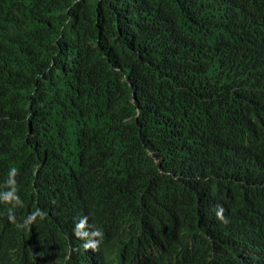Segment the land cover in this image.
I'll return each mask as SVG.
<instances>
[{"label": "trees", "instance_id": "1", "mask_svg": "<svg viewBox=\"0 0 264 264\" xmlns=\"http://www.w3.org/2000/svg\"><path fill=\"white\" fill-rule=\"evenodd\" d=\"M156 190L264 219V0H0V264L138 259Z\"/></svg>", "mask_w": 264, "mask_h": 264}, {"label": "clouds", "instance_id": "2", "mask_svg": "<svg viewBox=\"0 0 264 264\" xmlns=\"http://www.w3.org/2000/svg\"><path fill=\"white\" fill-rule=\"evenodd\" d=\"M112 171L125 177L137 174L121 164L116 165ZM112 181L114 184L121 183V190L127 192L125 187L128 184L110 178L108 183ZM156 191L158 195L148 192V200L153 209L152 222L145 232L137 233L142 242L141 252L137 254L138 259L116 247L103 249L107 253L99 260L98 257H93V252H88L85 261L80 264H101L102 260H110L109 264H193L199 258L212 259L220 264H264V219L261 215H250L247 221L235 230L220 232L214 228L215 220L222 218L218 193L207 196L193 211L185 204L174 202L171 190ZM139 202L140 198L137 197L128 206L134 207ZM109 230L114 231L116 235L122 234L129 230V223L126 222L124 227L118 230ZM79 244L68 236L56 238V262L71 264L65 260H76L78 252L72 254L73 246Z\"/></svg>", "mask_w": 264, "mask_h": 264}, {"label": "bare ground", "instance_id": "3", "mask_svg": "<svg viewBox=\"0 0 264 264\" xmlns=\"http://www.w3.org/2000/svg\"><path fill=\"white\" fill-rule=\"evenodd\" d=\"M104 215V214H103ZM102 215V216H103ZM101 216V217H102ZM92 221L93 220H84V219H82V220H80L79 222H83V226L81 227V228H79V229H77V230H75L76 231V233L78 234V235H83L85 232H86V230H87V228L90 226V224L92 223ZM94 221H96V224L99 226V228H100V230L101 231H104L103 230V228H102V226H101V224L97 221V219H95ZM54 230H56V228L55 229H53V233H54ZM52 233V234H53ZM102 237H103V234L101 233V234H99V235H97L96 237H94L93 239H89V240H85V239H78L76 242H79L80 244H86V245H88V244H93V247H94V250H100V248H99V245H100V241H99V239H102ZM111 259V258H110ZM99 260V259H98ZM110 260H108V262H109ZM108 262H106V264H108ZM70 263L71 264H74V261H70ZM76 264V263H75ZM101 264H102V261H101Z\"/></svg>", "mask_w": 264, "mask_h": 264}]
</instances>
